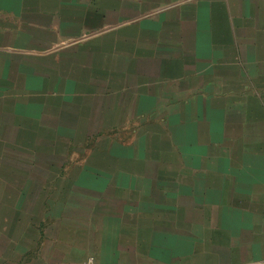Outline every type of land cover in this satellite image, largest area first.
<instances>
[{
    "label": "crops",
    "instance_id": "crops-1",
    "mask_svg": "<svg viewBox=\"0 0 264 264\" xmlns=\"http://www.w3.org/2000/svg\"><path fill=\"white\" fill-rule=\"evenodd\" d=\"M60 101L74 122L94 115L82 129L97 141L125 121L141 125L109 163L82 160L64 176L95 175L74 194L77 209L93 200L97 211L87 248L63 244L59 258L264 264V0H0V264L8 204L23 203L22 192L9 200L6 179L21 170L4 132L33 146ZM62 125L54 137L73 132ZM147 131L160 139L138 134Z\"/></svg>",
    "mask_w": 264,
    "mask_h": 264
},
{
    "label": "rangeland",
    "instance_id": "rangeland-1",
    "mask_svg": "<svg viewBox=\"0 0 264 264\" xmlns=\"http://www.w3.org/2000/svg\"><path fill=\"white\" fill-rule=\"evenodd\" d=\"M117 29H113V32ZM56 109L62 114L55 112L42 116L47 129L42 126L32 132L34 134L33 146H25L26 139L17 138L16 131L11 128L4 132L9 140L6 151L8 150V154L14 158V164L18 166V170H21L16 177L12 178L11 176L6 179L9 182L7 190L9 200L19 201V193L22 192L21 200L23 201L22 205L18 203L17 208L14 202L9 203L7 207V264H84V262L93 264L95 262L93 251L89 252L90 255L88 254L89 257L86 260L82 258L64 260L57 256L59 252L55 253V250L61 248L63 244H66V249L68 246L70 249L73 248L71 252L82 248V245L87 248V232L90 230L89 219L94 221L93 213L96 210L92 208L95 202L93 200L88 201L91 204L87 208L77 209L79 200L76 197L79 194H74L75 191H82L77 181L95 183V175L89 173L91 177L87 178L80 177L79 173H76L74 177L66 179L64 176L70 171L75 172L78 169L76 164L82 160H88L89 166H94V163L90 162L91 158H100L105 162L110 161L111 158L105 157L111 155L108 152L111 147L112 153H118V148L115 146L117 142L118 146L122 147H124L123 144L129 142H138L136 130H134L141 125L138 119L131 122L125 121L120 124L119 129L114 131H106L105 134L99 136V141H97L93 131L85 132L82 129L85 125H87V129L92 127L95 120L94 115H75L80 122H74L72 115L65 116L67 110L70 112V108H65L62 101L57 103ZM143 117L141 116V118ZM60 122L63 125L66 124L65 127L73 128V132L65 135L62 130H57L54 137L51 129L54 123ZM138 134L141 136L147 134L153 144L160 139V134L151 131ZM141 139L145 144L146 139L143 137ZM119 149L122 150V148ZM168 152L175 158L176 155H173L176 154L175 148L168 149ZM23 158H34L37 169L30 174L29 171L26 172L28 168L23 163ZM103 161H100L102 163L98 165L99 168L111 167L109 162L103 166ZM51 165L56 166L52 168L54 173H45ZM26 174L30 177L26 178L28 177ZM73 183L75 184L73 185ZM71 191L73 194L70 195ZM89 207L92 209L87 210ZM135 215L137 214L135 213ZM138 216L141 215L138 214ZM133 220L134 218L130 221L131 224ZM134 232L135 229L132 234ZM64 239L66 243H62ZM81 241H83L82 244ZM140 253L143 255L141 251ZM136 258L135 261L138 263L143 260L138 255Z\"/></svg>",
    "mask_w": 264,
    "mask_h": 264
}]
</instances>
